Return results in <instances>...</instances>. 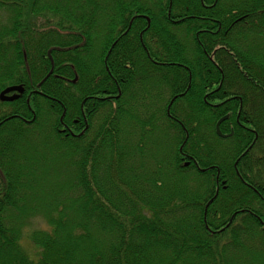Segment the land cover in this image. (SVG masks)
<instances>
[{
	"label": "trees",
	"instance_id": "obj_1",
	"mask_svg": "<svg viewBox=\"0 0 264 264\" xmlns=\"http://www.w3.org/2000/svg\"><path fill=\"white\" fill-rule=\"evenodd\" d=\"M13 85L0 264H264V0H0Z\"/></svg>",
	"mask_w": 264,
	"mask_h": 264
},
{
	"label": "water",
	"instance_id": "obj_2",
	"mask_svg": "<svg viewBox=\"0 0 264 264\" xmlns=\"http://www.w3.org/2000/svg\"><path fill=\"white\" fill-rule=\"evenodd\" d=\"M25 91V88L23 87V85H13V86H9L7 88H5L1 93H0V99L2 101H13L18 99L21 94H23ZM14 92L13 94H10ZM229 117V115H226L224 117H222L218 123H217V133L220 136L226 137L229 135H232L233 132H231L230 134H224L222 133L221 129H220V124Z\"/></svg>",
	"mask_w": 264,
	"mask_h": 264
},
{
	"label": "rangeland",
	"instance_id": "obj_3",
	"mask_svg": "<svg viewBox=\"0 0 264 264\" xmlns=\"http://www.w3.org/2000/svg\"><path fill=\"white\" fill-rule=\"evenodd\" d=\"M35 225H38V226H41V227H46V225L41 221L39 223H35ZM26 241V240H25ZM26 243V242H25ZM24 244V243H23ZM25 245V244H24ZM26 246V245H25ZM27 247V246H26ZM33 251V250H32ZM34 252V251H33ZM30 255L33 259H38L39 258V255H33L31 252H30Z\"/></svg>",
	"mask_w": 264,
	"mask_h": 264
},
{
	"label": "flooded vegetation",
	"instance_id": "obj_4",
	"mask_svg": "<svg viewBox=\"0 0 264 264\" xmlns=\"http://www.w3.org/2000/svg\"><path fill=\"white\" fill-rule=\"evenodd\" d=\"M77 79V78H76ZM14 92L10 93V94H13Z\"/></svg>",
	"mask_w": 264,
	"mask_h": 264
}]
</instances>
